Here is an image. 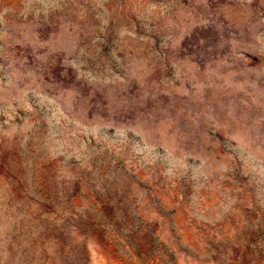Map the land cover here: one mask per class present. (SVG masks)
Segmentation results:
<instances>
[{
    "label": "rangeland",
    "instance_id": "374dc122",
    "mask_svg": "<svg viewBox=\"0 0 264 264\" xmlns=\"http://www.w3.org/2000/svg\"><path fill=\"white\" fill-rule=\"evenodd\" d=\"M0 264H264V0H0Z\"/></svg>",
    "mask_w": 264,
    "mask_h": 264
}]
</instances>
